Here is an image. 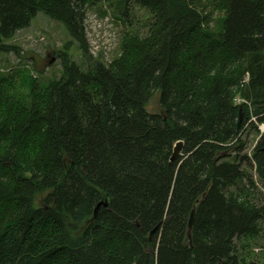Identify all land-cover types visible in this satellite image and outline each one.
I'll return each mask as SVG.
<instances>
[{
  "label": "trees",
  "instance_id": "1",
  "mask_svg": "<svg viewBox=\"0 0 264 264\" xmlns=\"http://www.w3.org/2000/svg\"><path fill=\"white\" fill-rule=\"evenodd\" d=\"M104 1L0 0V54L38 14L71 38L44 87L0 75V264H240L264 219V134L250 158L242 141L264 124V0H115L145 35L84 72L69 52Z\"/></svg>",
  "mask_w": 264,
  "mask_h": 264
},
{
  "label": "rangeland",
  "instance_id": "2",
  "mask_svg": "<svg viewBox=\"0 0 264 264\" xmlns=\"http://www.w3.org/2000/svg\"><path fill=\"white\" fill-rule=\"evenodd\" d=\"M128 6L130 7L125 4L117 5L115 0H110L88 8L84 22L87 51L85 54L79 52L73 43L69 52V57L82 71L88 72L95 64L109 67L120 56L121 41L126 34L145 35L149 19L147 12L132 4ZM126 8H129V12L125 17ZM70 41L71 38L60 24L38 14L28 28L18 31L8 43L19 49L18 54H0V75L11 79L17 87L16 91H26L25 80L29 79V75L44 87L60 78L61 52H64L66 43ZM244 80L247 81L246 78ZM239 99L238 102H241ZM147 110L159 113L158 97L154 96ZM262 134L264 124L257 123L255 117H252L242 136V141L246 143L243 154L251 157ZM243 169L246 168L243 166ZM246 170L256 185V193L249 200L260 207L264 203V190L255 173L250 169ZM258 229L257 236L242 237L235 243L240 264H264V219L259 223Z\"/></svg>",
  "mask_w": 264,
  "mask_h": 264
},
{
  "label": "water",
  "instance_id": "3",
  "mask_svg": "<svg viewBox=\"0 0 264 264\" xmlns=\"http://www.w3.org/2000/svg\"><path fill=\"white\" fill-rule=\"evenodd\" d=\"M241 120H242V115L239 117V120L237 123V128H239ZM182 146H183L182 142H177L175 144L174 149H173V154H172V157L170 160L171 162L174 161L175 158L180 154ZM101 205L106 206V204H104V203L100 204V206ZM193 221H194V211L191 213L190 218H189V222H188V228L189 229L192 227Z\"/></svg>",
  "mask_w": 264,
  "mask_h": 264
},
{
  "label": "bare ground",
  "instance_id": "4",
  "mask_svg": "<svg viewBox=\"0 0 264 264\" xmlns=\"http://www.w3.org/2000/svg\"><path fill=\"white\" fill-rule=\"evenodd\" d=\"M248 80V79H247Z\"/></svg>",
  "mask_w": 264,
  "mask_h": 264
}]
</instances>
